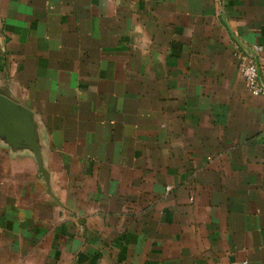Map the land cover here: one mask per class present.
I'll use <instances>...</instances> for the list:
<instances>
[{
    "label": "crops",
    "instance_id": "obj_1",
    "mask_svg": "<svg viewBox=\"0 0 264 264\" xmlns=\"http://www.w3.org/2000/svg\"><path fill=\"white\" fill-rule=\"evenodd\" d=\"M264 0H0V264H264Z\"/></svg>",
    "mask_w": 264,
    "mask_h": 264
},
{
    "label": "water",
    "instance_id": "obj_2",
    "mask_svg": "<svg viewBox=\"0 0 264 264\" xmlns=\"http://www.w3.org/2000/svg\"><path fill=\"white\" fill-rule=\"evenodd\" d=\"M250 52L249 55L256 56L253 48H250ZM0 139L14 148L31 150L38 162L41 176L47 183L50 182V174L44 166L33 111L2 93H0Z\"/></svg>",
    "mask_w": 264,
    "mask_h": 264
},
{
    "label": "built area",
    "instance_id": "obj_3",
    "mask_svg": "<svg viewBox=\"0 0 264 264\" xmlns=\"http://www.w3.org/2000/svg\"><path fill=\"white\" fill-rule=\"evenodd\" d=\"M252 48L256 53L255 57L237 50L235 53V61L246 87L252 94L260 95L264 93V89L260 83L258 53L263 51V47L260 45H254Z\"/></svg>",
    "mask_w": 264,
    "mask_h": 264
}]
</instances>
